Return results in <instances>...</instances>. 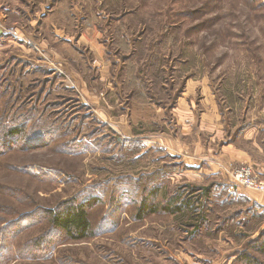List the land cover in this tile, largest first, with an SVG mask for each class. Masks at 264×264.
<instances>
[{"label": "rangeland", "instance_id": "1", "mask_svg": "<svg viewBox=\"0 0 264 264\" xmlns=\"http://www.w3.org/2000/svg\"><path fill=\"white\" fill-rule=\"evenodd\" d=\"M246 164L264 0H0V264H264ZM80 204L87 237L57 233L46 210Z\"/></svg>", "mask_w": 264, "mask_h": 264}, {"label": "trees", "instance_id": "2", "mask_svg": "<svg viewBox=\"0 0 264 264\" xmlns=\"http://www.w3.org/2000/svg\"><path fill=\"white\" fill-rule=\"evenodd\" d=\"M238 191L239 188H237ZM195 202L193 197H190L185 200V203L181 205H174L172 207L165 206L163 209L171 211V212H178L182 211L183 209L190 210L193 213L197 211L195 207ZM138 217H143V212H157V206L154 204L145 205L143 204L139 208ZM68 210V211H67ZM65 212H57L51 209L46 210L48 212V216L50 217V222L52 227L59 233V231L66 236L72 237L74 239H83L86 238L89 234V216L87 208L84 204L80 205H73L67 208ZM61 233H59L61 235ZM261 251L264 252V242H260L259 244H255ZM243 258L247 264H258L255 258L251 257L250 255L243 254Z\"/></svg>", "mask_w": 264, "mask_h": 264}, {"label": "built area", "instance_id": "3", "mask_svg": "<svg viewBox=\"0 0 264 264\" xmlns=\"http://www.w3.org/2000/svg\"><path fill=\"white\" fill-rule=\"evenodd\" d=\"M239 187L264 193V178L258 176L252 165H242L233 173L230 185L231 190Z\"/></svg>", "mask_w": 264, "mask_h": 264}]
</instances>
